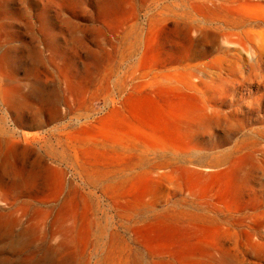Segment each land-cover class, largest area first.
<instances>
[{
    "label": "rangeland",
    "instance_id": "374dc122",
    "mask_svg": "<svg viewBox=\"0 0 264 264\" xmlns=\"http://www.w3.org/2000/svg\"><path fill=\"white\" fill-rule=\"evenodd\" d=\"M205 1L0 0V264H103L107 186H208L264 242L227 193L264 186V0Z\"/></svg>",
    "mask_w": 264,
    "mask_h": 264
},
{
    "label": "bare ground",
    "instance_id": "6f19581e",
    "mask_svg": "<svg viewBox=\"0 0 264 264\" xmlns=\"http://www.w3.org/2000/svg\"><path fill=\"white\" fill-rule=\"evenodd\" d=\"M205 2L215 5L211 0ZM207 187L107 186L111 218L117 215L120 221L104 241L103 264H264V242H255L251 231L234 233L233 223L241 227L244 214L235 219L232 207L222 209L204 200L213 199V194L205 196ZM227 193L246 202L264 197V186H227ZM80 197L85 204V195L80 193ZM211 213L223 217L216 218ZM213 229L224 237L212 235ZM238 242L249 249L250 260L240 258ZM8 247L15 248V242Z\"/></svg>",
    "mask_w": 264,
    "mask_h": 264
}]
</instances>
